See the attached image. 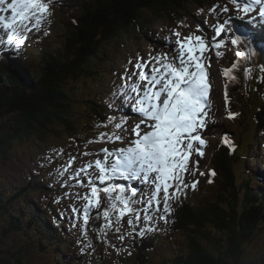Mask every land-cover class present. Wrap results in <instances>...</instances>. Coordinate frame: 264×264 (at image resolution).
Masks as SVG:
<instances>
[{"label": "trees", "instance_id": "obj_1", "mask_svg": "<svg viewBox=\"0 0 264 264\" xmlns=\"http://www.w3.org/2000/svg\"><path fill=\"white\" fill-rule=\"evenodd\" d=\"M201 3V0H71L72 8L67 12L65 6H59L58 12L62 14V19H56L52 15L50 18L54 25L48 27L51 30L47 31L46 35L39 33L35 36L37 41H33L34 45L28 46L32 49V58L29 57L32 67L23 70L16 64L17 61L10 62L8 56H4L3 64L0 63V163L9 159L16 141L20 144L35 137L48 141L55 136L60 137L63 132L77 128L75 120L81 112L78 110L80 103L75 99L73 92L79 81H93L102 73L100 64L106 58L108 46L119 42H123L125 46V40L131 37L137 40L142 37L150 39L151 29L160 22L174 25L185 19L186 22L194 24L197 21L194 7ZM52 7L56 8L55 5ZM256 55L264 59V51H257ZM251 63V56L242 58L240 71L247 77L250 76L244 69L252 68ZM253 72L254 70L251 74ZM234 92L235 89L233 94ZM107 98L102 94V97L99 96L96 100L84 101L83 111L86 110L89 116L113 115L119 118L118 114L114 115L107 106ZM238 106V102L233 100L230 108L239 115ZM253 111L251 106L249 113L252 114ZM258 111H254L258 120L256 126L254 122L249 124L245 114H240L237 118L242 120L241 132L250 128L253 133L252 139L245 142L247 149L244 155L255 149V144H259L264 133V109ZM236 140L242 148V138ZM231 144L234 145L233 142ZM238 146L239 144L234 145L235 149ZM228 150H231L230 147L216 157L218 160L221 157L226 158L220 161L219 168L230 185L228 193L224 194L222 191L220 194L216 193L212 200L204 198L205 202L201 200L195 206L186 205L175 215L170 232L184 243V250L176 253L170 264H240L244 249L255 238L260 227L263 228L259 224L264 223L261 213L264 206L262 192L253 191L249 187L247 191L250 197L244 199L247 207H237L238 197L233 186L235 159ZM244 157L246 155L238 161L241 162ZM247 172L253 177L256 186L262 184L258 172ZM32 176L23 179L20 185L18 182L12 185L13 179L0 173V180H4L6 184L0 186V211L4 206L8 211L11 208L9 205H12L10 201H18V206L26 212V215L21 216V213L13 211L15 213L9 219L10 232H23L25 236L33 233L45 243L55 240L62 249L75 253L76 249H73L71 244L78 243V234L75 233L76 239H65L63 236L64 239H61L56 234L55 225L50 223V220L57 219L53 216L58 214L56 209L47 207L44 212H37L34 194L41 196L47 187ZM221 182L224 183L222 179ZM237 209H243L240 215H237ZM30 216L32 219L29 220ZM20 220H23V223ZM138 239L139 237H136L135 243H130L129 246L117 243L114 246L102 245L109 249L112 247L111 250L118 253V257L116 256L117 260L114 259L112 263L103 257L99 264H144L149 261L156 244L161 240V235L143 242ZM66 240L69 242L65 243ZM133 249L135 252L130 253ZM70 255L71 253L69 257ZM69 257V264L80 260L76 258L77 255L73 256L72 260H69ZM5 260V264H9V261ZM21 262L22 257L15 260V264Z\"/></svg>", "mask_w": 264, "mask_h": 264}, {"label": "snow or ice", "instance_id": "obj_2", "mask_svg": "<svg viewBox=\"0 0 264 264\" xmlns=\"http://www.w3.org/2000/svg\"><path fill=\"white\" fill-rule=\"evenodd\" d=\"M231 2L236 5L239 15L229 17L222 23L217 20L212 26L214 34L190 33L182 37L178 30L173 29L172 35L176 40L166 38V44L171 46V54H158L149 61L138 58L131 71L125 68L121 74L122 83L114 85L107 98V106L119 118L110 116L107 121L97 125H111L112 131L101 132L97 140L87 143H122L128 135L133 138L125 148L114 151L102 149L103 160L90 161L71 174L70 178L79 186L90 189L88 193L75 194L86 204L82 209H72L82 218L81 232L85 239L92 210L100 209L101 193L105 194L107 207L96 213L97 218L102 215L103 219L97 231L115 226V230L120 232L122 221L127 215L130 217L127 235L143 239L147 234L157 231L155 225L159 221L165 224L169 222L173 201L186 196L188 189L195 191L199 181L193 179L189 183L187 178L199 171L200 161H193L192 156L196 154L203 157L204 149L208 147L204 133L212 135L215 132L207 125L208 113L211 111V85L205 65L210 67L211 59L205 53L214 51L217 58H221L223 53L220 50L228 44L236 49L238 58L264 51V0ZM53 5L62 6V2L0 0V13L11 12L10 17L0 15V28L6 33V38L0 37V55L18 54L25 45L28 33L38 34L43 30L46 35L50 17L54 15ZM217 7L219 5L210 9L217 17L229 11L225 5L217 13ZM253 12L256 15H250ZM245 17L248 19L245 20ZM222 35L224 39H221ZM128 63L131 65L133 62L129 60ZM239 64L240 60L237 59L230 69L223 71V75L235 80L236 76L231 73L238 69ZM259 68L264 73V65H259ZM244 72L250 75L251 68L245 67ZM260 79L264 81V76ZM225 99L228 100L227 91ZM126 108L136 114L135 118L139 122L134 126L127 123ZM237 115L229 111L228 118L235 119ZM224 142L235 151L227 138ZM82 155L93 153L84 152ZM75 160L76 157L71 156L69 163L57 174L63 177ZM81 173L87 177L86 182L80 178ZM200 175L204 173L201 171ZM211 176H215V171L211 172ZM117 180L125 183H115ZM136 183L141 187H135ZM119 239L123 241L125 235H120ZM87 246L91 247V243Z\"/></svg>", "mask_w": 264, "mask_h": 264}, {"label": "rangeland", "instance_id": "obj_3", "mask_svg": "<svg viewBox=\"0 0 264 264\" xmlns=\"http://www.w3.org/2000/svg\"><path fill=\"white\" fill-rule=\"evenodd\" d=\"M201 1L202 3L197 4L195 7H199V9L201 8L200 11L205 14H203V16H199V13L197 21L194 24L186 22L185 19H182L174 24L175 30H178L182 37L187 36L190 33H194L195 35H205L206 33L214 34L212 26L217 23V20L222 23L223 20L229 17L239 15L236 11V5L233 4L231 0ZM9 2H11V0H9ZM61 2L62 7L65 6L64 8L66 9V12L72 8L71 0H61ZM216 5H219L216 9L217 13H220V9L225 5H227L229 11L227 13H220L217 17L215 14L210 12V9ZM54 12L57 13L55 14L57 17L56 19L61 20L62 14L55 10ZM0 15L10 17L11 12L9 10L8 12L0 13ZM251 15H256V13ZM244 19L247 20L248 17H245ZM237 22L239 23L241 21ZM181 24L186 26L180 27ZM202 24L205 28H199V30H197L198 26ZM50 25H54L52 20H50ZM174 28L168 22H160L156 27L151 29L153 36L159 40L150 41L143 37L142 39L137 40L131 37L128 40H125V46L123 45V42L108 46L106 58H104V61L100 64L102 66V73H99V76L93 81H79L76 85L75 91L73 92L75 99L80 103L78 106L80 109L78 110L81 114H77L76 120L74 119L76 121L75 125L77 128L75 130H70L69 132H63L60 137L55 136L48 141L45 138L43 139L46 141H42L38 137L23 141L20 144L16 141L17 144H15L9 159H4V161L0 163V173L4 177L13 179L11 182L12 185H16L15 183L17 182L19 183L18 185L22 184L23 179L29 176L30 173H32L37 180L38 177H40L44 181L43 183L46 182L45 178H48L47 181H51L50 183L46 182V192H42L41 196H35L34 194L33 199L36 202V210L41 213L44 212L47 207L57 209L58 207L61 208L65 205L67 208L65 215L61 216V214H54L53 216H56L57 219H53L52 221L50 220V223L52 226L55 225V229L57 230L56 234L61 239H76L75 233L77 232L79 236L77 239L78 243L71 244L73 249L77 250V255L79 254L76 258H80V260H78L75 264H99V253L104 250L105 247L98 244L94 240L95 238L100 237L94 236L91 230L92 223H88L87 226V239L82 236V218L74 213L72 209L74 207L76 209H82L86 204V201L80 199L75 194L88 193L90 189L87 186H79L75 180L70 178L71 174L79 167H83L90 161H95L96 159L103 160L104 155L101 151L102 149L107 148L109 150H117L125 148L128 146L129 141L133 138L131 135H128L126 137L128 141L125 140L120 145L112 146L107 142L87 143L89 140H97L101 132L112 131L111 125L108 127H97V125H101L102 122L107 121L108 117L113 115L102 116L92 114V116H89V114L86 113V110L85 112L83 111L85 106L82 107V105L84 101H88L89 99L96 100L99 96L102 97V94L103 97H108L110 93H112L114 85H120L122 83L121 74L124 73L125 68H128L131 71L138 58H142L143 61H149L152 57L158 54H163L165 52L171 54V46L166 44V38H170L173 41L176 40V37L172 35V30ZM42 32L44 31L42 30L40 33ZM0 37L6 38V33L2 28H0ZM221 39H224L223 35L221 36ZM229 45L230 44L221 48L220 51L223 53L221 58H217L214 51L205 53L206 57H210L211 59V66L207 67V70L211 73L213 83L215 84V87H212V97L209 94L211 111L208 113L207 125L209 129H215V132L212 135H208L207 132L204 133L208 147L204 149L203 157H198L196 154H193L192 156L193 161L197 159L200 161L199 171L195 172L194 176L187 178L189 183L193 179L199 181L195 191L188 189L186 196L181 197L179 201L172 202V212L168 217V220H170L172 216L175 217L176 214L178 215L182 207H185L186 205L195 206L196 203L204 200V198L205 200H212L216 193L220 194L223 191V193L226 194L230 188L228 181L226 182V178L224 177L225 175L220 172L221 169L219 168L220 161L222 162L226 158L221 157L220 160H212V157L215 151H217L221 140H223L225 133H235V131H237L236 127L239 124V120L237 118L233 121L228 118L229 111L231 112V109L223 94V92H230L231 90V85L225 81L222 73L223 64L226 62V54H229ZM20 51L25 53L24 51L28 50L23 49L22 47ZM31 56L32 53H28L26 55L27 59L32 58ZM129 60H132L133 62L131 65L128 63ZM29 62L31 63L32 60H29ZM30 63L23 65V67H32V63ZM245 89L247 90V87H245ZM230 99L231 106L235 97L233 98V95L231 94ZM241 100H243L241 106L243 110L247 106V101H244L245 98L242 97ZM252 105H255V103ZM237 108L240 110L239 107ZM125 112H127L126 109ZM112 113L116 115V112ZM132 114L134 113H126L128 117L129 115L131 117ZM138 122L139 121L135 117H131L130 120L127 121L129 125L133 126ZM141 127L144 128L145 126L141 125ZM61 151L63 154H61ZM263 151L264 135L262 136L257 148L249 151L239 166L236 165L235 174L233 176V186L236 196L238 197L237 207L240 206L239 208L247 207V205L244 204V199L249 196L247 191L249 187H251L252 190L254 188L255 191L259 190L264 194V182L256 186V184H254L256 182L253 181V177L247 174V170H252L253 165L258 162L259 165L256 170L259 169L261 173L260 178L262 174L264 176ZM84 152L93 153V155H82ZM242 152L243 148L239 150L238 155L242 156ZM71 156L76 157L75 162L72 163L68 172L65 173L63 177L59 176L57 173L69 163ZM233 158H235V156ZM231 164L232 163H230V167H232ZM201 171L204 175H200ZM212 171H215V176H211ZM80 178L85 180V182L87 180V177L83 173H81ZM221 179L224 183L221 182ZM209 180H211V182H209ZM3 184L6 185L4 180H0L1 187L4 186ZM65 184L68 186H62ZM104 195L105 194H103V196ZM100 200H102L101 195ZM7 202L9 201H6V203ZM10 203L12 205H9L11 208H9L8 211H6V206H4L2 211H0V264H5V259L9 261V264H15V260L19 257H22L21 264H69L70 262L67 259L72 250L66 251L64 248L62 249V247L58 246V243L55 240L45 243L33 233L29 236H25L23 232H20V234L10 232L9 219L15 213L13 211L21 213V216L26 215L25 209L18 206L20 205L18 201H10ZM137 207H139V205H137ZM102 209V204L100 209H93L92 216H96V213ZM52 210L54 211V209ZM242 210L237 209V215H240ZM261 213L264 216V206ZM259 215L261 214L259 213ZM14 216L16 217V215ZM30 219H32L31 216L29 217V220ZM257 220L260 221L259 219ZM20 222L23 223V220H20ZM141 224L143 225V223ZM259 224L260 226H264V223ZM122 225L123 226L121 227L120 232L116 231L115 233L125 235V239L123 241H121L118 237L117 243L125 245L127 244L126 240L132 238V236L127 235V231L129 230L127 222L125 223V221H122ZM167 225L169 226V222L165 224L163 221H159L157 225H155L158 229L160 227L161 240L156 244V249L154 254L150 257V260L144 264H170V259L175 257L177 252L180 253L184 250V243L179 238H171V234L166 231ZM58 229H60L61 232L60 230L58 231ZM154 235V232H152L146 236L153 237ZM68 242L69 241L66 240L65 243ZM89 242L91 243V247L87 246ZM117 255L118 253H115L113 258L107 261L112 262L114 259L117 260ZM69 260L72 259L70 258ZM240 264H264V227H260L258 236H256V238L249 243V246L244 249V255Z\"/></svg>", "mask_w": 264, "mask_h": 264}, {"label": "bare ground", "instance_id": "obj_4", "mask_svg": "<svg viewBox=\"0 0 264 264\" xmlns=\"http://www.w3.org/2000/svg\"><path fill=\"white\" fill-rule=\"evenodd\" d=\"M212 87H213V86H211V88H210V96H211V97H212ZM249 151H250V150H249ZM249 151H248V152H249ZM251 151H252V150H251ZM248 152H247V153H248ZM247 153H245V155H246ZM245 155H244V156H245Z\"/></svg>", "mask_w": 264, "mask_h": 264}]
</instances>
